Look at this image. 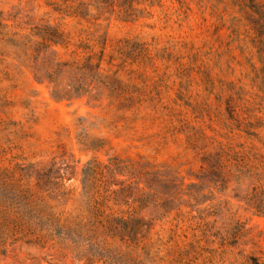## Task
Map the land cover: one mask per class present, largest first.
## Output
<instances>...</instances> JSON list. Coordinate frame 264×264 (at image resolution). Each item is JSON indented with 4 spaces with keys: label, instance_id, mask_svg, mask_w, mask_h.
I'll list each match as a JSON object with an SVG mask.
<instances>
[{
    "label": "rangeland",
    "instance_id": "1",
    "mask_svg": "<svg viewBox=\"0 0 264 264\" xmlns=\"http://www.w3.org/2000/svg\"><path fill=\"white\" fill-rule=\"evenodd\" d=\"M0 264H264V0H0Z\"/></svg>",
    "mask_w": 264,
    "mask_h": 264
},
{
    "label": "trees",
    "instance_id": "2",
    "mask_svg": "<svg viewBox=\"0 0 264 264\" xmlns=\"http://www.w3.org/2000/svg\"><path fill=\"white\" fill-rule=\"evenodd\" d=\"M108 220H105V222H107ZM96 221L95 220H93V223H95ZM99 222H101L103 225H104V222L102 221V220H98V223ZM110 227H113L112 225H110ZM109 227V228H110ZM150 228V224L148 225V227H147V229H149ZM131 229H128L126 232L128 233V234H131ZM134 233V232H133Z\"/></svg>",
    "mask_w": 264,
    "mask_h": 264
}]
</instances>
